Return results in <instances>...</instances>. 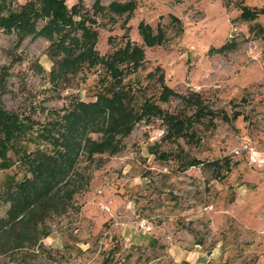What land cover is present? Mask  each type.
<instances>
[{"label": "rangeland", "instance_id": "obj_1", "mask_svg": "<svg viewBox=\"0 0 264 264\" xmlns=\"http://www.w3.org/2000/svg\"><path fill=\"white\" fill-rule=\"evenodd\" d=\"M64 1L81 6L97 32L100 56L127 40L143 47L142 65L122 78L130 106L150 100L187 124L184 134L172 136L161 116L141 119L116 153L93 162L81 157L76 170L82 179L76 177L67 210L45 219L48 234L35 245L0 253V264H189L182 253L195 243L220 253L202 264H264V165L247 159L249 148L264 155V0H99L101 10L97 0ZM23 2L0 0V11ZM111 2H131L133 9L114 11ZM244 8L260 12L245 21ZM144 27L159 38L152 46L143 44ZM61 57L40 35L19 40L0 29V73L6 70L0 102L30 118L22 144L30 149L41 143L40 126L56 112L106 91L102 64L57 73ZM159 74L184 99L160 100ZM194 93L204 115L195 114ZM191 159L202 163L190 166ZM213 160L221 164L216 176L208 165ZM21 175L16 163L0 167V217L8 206L1 197L4 180Z\"/></svg>", "mask_w": 264, "mask_h": 264}, {"label": "trees", "instance_id": "obj_2", "mask_svg": "<svg viewBox=\"0 0 264 264\" xmlns=\"http://www.w3.org/2000/svg\"><path fill=\"white\" fill-rule=\"evenodd\" d=\"M98 1L95 7L101 10ZM119 4L111 2L109 8L114 11L122 6L133 9L131 2ZM258 12L244 8L240 17L250 21L258 16ZM39 20L44 22L36 30ZM87 21L78 2L68 7L64 0H24L17 9L0 11L1 30L15 32L19 40L31 34L40 35L50 41L51 54L62 53L57 60V73L75 71L87 63L102 64L108 75L106 91L96 94L93 101L75 100L62 113L56 112L52 119L43 123L37 135L41 143L31 149L22 145L24 140L29 139L30 118L5 110L0 102V167L6 169L16 163L22 168L20 178L6 176L3 183L1 197L8 206L0 217V253L27 244L35 245L41 236L48 234L43 231L45 219L67 210L78 185L76 177L82 179V173L76 170L81 157L93 162L96 155L116 153L121 147V139L130 133L133 125L153 116H161L165 121L167 135L184 134L182 131L187 124L185 117L168 113L150 100H145L138 108L129 104L131 95L123 87L122 78L142 65L143 47L127 40L109 55L100 56L95 49L97 32L90 28ZM145 30L148 28L144 27L142 32L143 44L154 45L159 38L146 34ZM5 74L3 67L0 92ZM158 77L161 81L160 100L167 101L171 96L184 99L182 94L164 84L162 74ZM195 97L194 102L198 95L195 94ZM196 104L195 114L204 115L199 101ZM191 133L188 137L192 136ZM90 134H97V138ZM9 151L14 154V160L8 155ZM200 163L191 159L188 165ZM221 164L226 172L230 170L227 158ZM221 164L218 160L208 163L214 168L215 176Z\"/></svg>", "mask_w": 264, "mask_h": 264}, {"label": "crops", "instance_id": "obj_3", "mask_svg": "<svg viewBox=\"0 0 264 264\" xmlns=\"http://www.w3.org/2000/svg\"><path fill=\"white\" fill-rule=\"evenodd\" d=\"M193 246L195 249L188 252V255H184L182 253L183 259L187 260L189 264H202L207 262H213L220 257V253L217 252V246H213L211 247V250L205 252L199 249L200 244L195 243ZM174 251L177 252V255L180 253L178 250L174 249Z\"/></svg>", "mask_w": 264, "mask_h": 264}, {"label": "built area", "instance_id": "obj_4", "mask_svg": "<svg viewBox=\"0 0 264 264\" xmlns=\"http://www.w3.org/2000/svg\"><path fill=\"white\" fill-rule=\"evenodd\" d=\"M247 159L250 164H253L257 167H262L264 165V155L259 154L252 148L248 149Z\"/></svg>", "mask_w": 264, "mask_h": 264}]
</instances>
